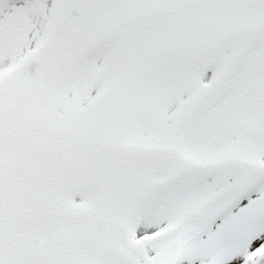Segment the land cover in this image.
<instances>
[{"label": "snow or ice", "instance_id": "1", "mask_svg": "<svg viewBox=\"0 0 264 264\" xmlns=\"http://www.w3.org/2000/svg\"><path fill=\"white\" fill-rule=\"evenodd\" d=\"M0 264H264V0H0Z\"/></svg>", "mask_w": 264, "mask_h": 264}]
</instances>
